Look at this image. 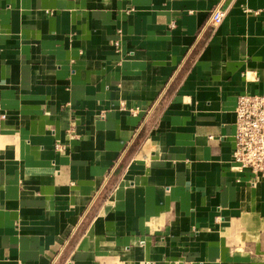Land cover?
Instances as JSON below:
<instances>
[{
    "label": "crops",
    "instance_id": "crops-1",
    "mask_svg": "<svg viewBox=\"0 0 264 264\" xmlns=\"http://www.w3.org/2000/svg\"><path fill=\"white\" fill-rule=\"evenodd\" d=\"M240 94L264 0H0V264H264Z\"/></svg>",
    "mask_w": 264,
    "mask_h": 264
},
{
    "label": "built area",
    "instance_id": "built-area-1",
    "mask_svg": "<svg viewBox=\"0 0 264 264\" xmlns=\"http://www.w3.org/2000/svg\"><path fill=\"white\" fill-rule=\"evenodd\" d=\"M223 15L224 10L220 6H213L206 25L214 28ZM113 45L117 46V42ZM233 112L231 162L241 169H247L255 178L264 180V94L238 95ZM54 149L61 151L63 146L56 143ZM54 260L49 264H53Z\"/></svg>",
    "mask_w": 264,
    "mask_h": 264
},
{
    "label": "rangeland",
    "instance_id": "rangeland-1",
    "mask_svg": "<svg viewBox=\"0 0 264 264\" xmlns=\"http://www.w3.org/2000/svg\"><path fill=\"white\" fill-rule=\"evenodd\" d=\"M111 179V178H110ZM110 179L109 180H107L106 182H105V184H104V187H105V189L107 188V186L108 187H111L112 186V183L111 184H109V182H110Z\"/></svg>",
    "mask_w": 264,
    "mask_h": 264
}]
</instances>
